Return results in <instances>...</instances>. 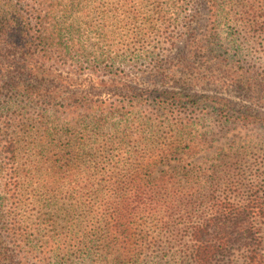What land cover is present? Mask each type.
<instances>
[{
  "label": "rangeland",
  "instance_id": "obj_1",
  "mask_svg": "<svg viewBox=\"0 0 264 264\" xmlns=\"http://www.w3.org/2000/svg\"><path fill=\"white\" fill-rule=\"evenodd\" d=\"M44 15L41 74L0 90V241L21 264H120L99 245L155 237L165 225L112 235L97 215L104 201L133 200L140 163L149 188L181 167L218 172L217 195L232 202L264 189V0H48ZM11 61L15 72L20 56ZM242 113L251 120H226ZM78 196L92 200L79 209ZM174 244L158 237L121 264H190Z\"/></svg>",
  "mask_w": 264,
  "mask_h": 264
},
{
  "label": "trees",
  "instance_id": "obj_2",
  "mask_svg": "<svg viewBox=\"0 0 264 264\" xmlns=\"http://www.w3.org/2000/svg\"><path fill=\"white\" fill-rule=\"evenodd\" d=\"M208 1L211 2V0ZM47 2L48 0H3V3L0 2V57H2L0 62L4 63L6 58L10 60L8 67L3 68L0 65V90H5L6 86L22 87L24 82L22 77L33 78L36 71L38 76L41 74V68L35 67L33 63L35 58L40 56L39 52L47 48L43 41L46 40L48 16H41ZM37 11L39 18L35 20ZM55 31L57 30L53 32ZM193 42L198 40L192 32L187 36L185 56L191 55L192 50L189 48L196 46ZM18 55L22 64L16 63L18 69H14L16 70L14 72L11 59ZM190 60L191 57L184 59L185 62ZM37 83H39L38 80ZM50 84L52 83L40 80L38 85L40 92H52ZM30 89V86L25 88L28 92ZM258 90H261V87ZM182 95V93H173V101H181ZM190 97L193 96L190 95ZM237 115L232 114L226 120L230 122L232 118L251 120L247 113ZM254 120L260 122L264 119L255 117ZM161 158L165 164L167 158ZM144 164L146 163L138 164L136 169L137 183L133 200L130 201L128 197H125L123 205L104 201L97 208L99 210L97 215L100 218L105 215L106 221L108 220L106 223L108 232L112 231V235L121 225H133V223L141 225L142 221L149 225L165 226L158 227L155 237L150 236L149 239L137 244L125 238L118 240L110 237V242L107 239L99 245L98 250L101 253H106L107 256L117 255L114 260L120 264L131 261L128 259L129 256L135 258L134 260L143 259L156 238L167 237L175 243L173 247L183 249L182 252L189 258L190 264H234L237 253L243 264H260L258 261L261 245L260 228L257 227L256 222L264 219L263 188L252 186L247 190V194L243 193L246 195L243 203L232 202L229 197L222 199L217 195L218 172L211 171L206 174L207 180H202L199 171L195 168L182 169L181 167H174L160 179L151 178L154 185L149 188L145 184L143 175V170L148 169L139 166ZM90 200L92 198L84 201L78 196L75 205L81 209L82 206L88 205ZM130 205L133 207L129 208ZM68 217L72 218L74 214L65 211V219ZM19 248L21 249L20 245H16V249ZM0 264H21L12 250L3 246L2 241H0Z\"/></svg>",
  "mask_w": 264,
  "mask_h": 264
}]
</instances>
